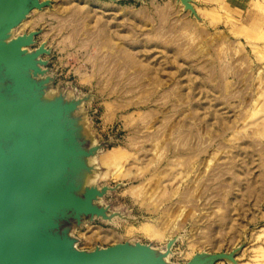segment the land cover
<instances>
[{
  "label": "rangeland",
  "instance_id": "obj_1",
  "mask_svg": "<svg viewBox=\"0 0 264 264\" xmlns=\"http://www.w3.org/2000/svg\"><path fill=\"white\" fill-rule=\"evenodd\" d=\"M50 1L14 37L53 50L46 100L86 102L88 182L120 216L77 230L79 249L175 240L169 264H264V0H191L199 18L178 0Z\"/></svg>",
  "mask_w": 264,
  "mask_h": 264
},
{
  "label": "water",
  "instance_id": "obj_2",
  "mask_svg": "<svg viewBox=\"0 0 264 264\" xmlns=\"http://www.w3.org/2000/svg\"><path fill=\"white\" fill-rule=\"evenodd\" d=\"M178 1L199 18L191 1ZM49 6L0 0V264H169L175 240L164 251L140 242L78 247L77 230L120 216L106 200L115 189L88 182L102 146L79 135L74 114L86 102L46 100L55 83L44 59L51 50L37 46L40 31L13 37L34 10ZM235 255L203 253L186 264H238Z\"/></svg>",
  "mask_w": 264,
  "mask_h": 264
},
{
  "label": "bare ground",
  "instance_id": "obj_3",
  "mask_svg": "<svg viewBox=\"0 0 264 264\" xmlns=\"http://www.w3.org/2000/svg\"><path fill=\"white\" fill-rule=\"evenodd\" d=\"M40 1H41V0H40ZM48 1H50V0H48ZM189 1H191V0H189ZM43 2H46V1H43ZM43 2L41 1V3H43ZM191 3H192V1H191ZM192 5H193V3H192ZM193 6H194V5H193ZM47 8H48V7H47ZM185 8H186V7H185ZM44 9H46V8H44ZM44 9H42V10H44ZM42 10H39V11H42ZM195 10H196V9H195ZM34 11H36V10H34ZM34 11H33V12H34ZM31 14H32V13H31ZM31 14H30V15H31ZM30 15H29V16H30ZM29 16H28V17H29ZM27 19H28V18H27ZM27 19H26V20H27ZM26 20H25V21H26ZM25 21H24V22H25ZM24 22H23V23H24ZM23 23H22V24H23ZM22 24H21V25H22ZM21 25H20V26H21ZM20 26H19V27H20ZM19 27H18V28H19ZM18 28H17V29H18ZM28 34H29V33H28ZM13 37H14V35H13ZM17 37H18V36H17ZM14 38H16V37H14ZM42 45H45V44H42ZM45 46H46V45H45ZM46 47H47V46H46ZM47 49H48V48H47ZM93 159H94V158H93ZM93 159H92V160H93ZM171 241H172V240H169L168 242H171ZM170 256H171V255H170ZM166 261H167V263H169V260H168V259H167Z\"/></svg>",
  "mask_w": 264,
  "mask_h": 264
},
{
  "label": "crops",
  "instance_id": "obj_4",
  "mask_svg": "<svg viewBox=\"0 0 264 264\" xmlns=\"http://www.w3.org/2000/svg\"><path fill=\"white\" fill-rule=\"evenodd\" d=\"M38 39V37L36 38V40ZM49 48V46H48ZM51 50V55L50 56H45L44 59L49 61V65H48V68H50V58L53 56L54 52L51 48H49ZM52 71V70H51Z\"/></svg>",
  "mask_w": 264,
  "mask_h": 264
}]
</instances>
